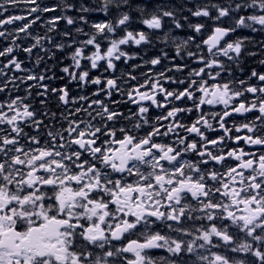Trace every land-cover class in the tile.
<instances>
[{
    "label": "snow or ice",
    "instance_id": "snow-or-ice-1",
    "mask_svg": "<svg viewBox=\"0 0 264 264\" xmlns=\"http://www.w3.org/2000/svg\"><path fill=\"white\" fill-rule=\"evenodd\" d=\"M253 34L264 0H0V264H264Z\"/></svg>",
    "mask_w": 264,
    "mask_h": 264
},
{
    "label": "rangeland",
    "instance_id": "rangeland-1",
    "mask_svg": "<svg viewBox=\"0 0 264 264\" xmlns=\"http://www.w3.org/2000/svg\"><path fill=\"white\" fill-rule=\"evenodd\" d=\"M177 2H183V0H177ZM91 20H93V19H91ZM61 27L63 28L64 27V25H63V23L61 24ZM134 27L135 28H138V29H141V30H144V31H148L147 29H145L144 28V26L142 25V24H140L139 22H138V20H137V23L134 25ZM88 29V28H87ZM168 31V28H167V26H166V28H165V30H163V31H161L157 36H155L154 37V43H155V47H150V48H147V49H151L153 52L157 49V48H159V49H162V46H167V49L169 48V44L168 43H171V40H169L167 43H165V42H163V36L165 35V33ZM172 35L173 36H178V35H174V33H173V31H172ZM179 37V36H178ZM261 37V36H260ZM260 37L258 36V38L260 39ZM168 44V45H167ZM162 45V46H161ZM171 45V47H175L172 43L170 44ZM147 49H145L144 48V46H141V49H135V48H133V49H130L131 51H141V50H147ZM141 53V52H140ZM175 54V53H174ZM149 56H151V55H149ZM121 65H124L122 62L120 63ZM165 64L167 65V62H165ZM190 67H191V65H190ZM138 71H140V70H138ZM96 73L94 72L93 73V75H95ZM171 74V73H170ZM177 75H179V74H177ZM57 83L59 84V85H61L62 84V82H59V81H57ZM95 86H92V88H94ZM72 91H73V93H75L76 92V88H73L72 89ZM89 91H91V89L89 90Z\"/></svg>",
    "mask_w": 264,
    "mask_h": 264
},
{
    "label": "flooded vegetation",
    "instance_id": "flooded-vegetation-1",
    "mask_svg": "<svg viewBox=\"0 0 264 264\" xmlns=\"http://www.w3.org/2000/svg\"><path fill=\"white\" fill-rule=\"evenodd\" d=\"M3 46V44H1V42H0V47H2ZM162 46V45H161ZM161 50H163V51H168V49H167V46H162V49H160V51ZM144 51H147V50H141L140 52H141V55H143V52ZM22 56H23V54H21ZM60 55V54H59ZM61 60L63 61V64H69V63H71V61L68 59V57H67V55H65V56H61ZM49 63L51 62V61H48ZM26 63H27V61H26ZM63 64H60V67H62L63 66ZM259 65H258V61H253L252 63H251V67H258ZM29 67H31V65L29 64ZM48 67L49 68H52V65H49L48 64ZM191 67H194V65H191ZM119 68L121 69V70H125V69H127V66L126 65H121V64H119ZM53 69V68H52ZM53 73L55 74V75H57V76H60V75H62V73H60V71H59V69H53ZM58 81H60V82H62V83H65V80H60V79H57ZM57 80H55V81H51L50 83H52V82H56ZM22 94V93H21ZM50 102H54L55 103V98H53L52 97V100L50 99V101L48 102V105L47 106H49V107H51V103ZM35 104H37V107H39V105H38V102L36 103V102H34ZM125 110H127L126 108H125ZM156 255L157 256H166L167 255V253L166 252H164L163 250H159V251H157L156 252Z\"/></svg>",
    "mask_w": 264,
    "mask_h": 264
},
{
    "label": "trees",
    "instance_id": "trees-1",
    "mask_svg": "<svg viewBox=\"0 0 264 264\" xmlns=\"http://www.w3.org/2000/svg\"><path fill=\"white\" fill-rule=\"evenodd\" d=\"M81 1H86V2H92V3H88V5L93 4L94 0H81ZM51 3H64L67 2V0H50ZM75 2V0H74ZM10 11L12 12V9H10ZM103 16V14H102Z\"/></svg>",
    "mask_w": 264,
    "mask_h": 264
}]
</instances>
